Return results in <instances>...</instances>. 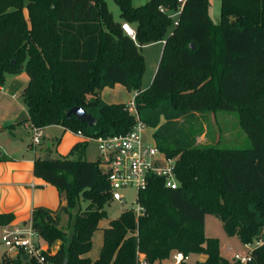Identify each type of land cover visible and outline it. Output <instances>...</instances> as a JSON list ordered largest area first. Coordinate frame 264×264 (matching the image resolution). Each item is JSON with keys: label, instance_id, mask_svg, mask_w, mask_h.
Returning <instances> with one entry per match:
<instances>
[{"label": "trees", "instance_id": "trees-1", "mask_svg": "<svg viewBox=\"0 0 264 264\" xmlns=\"http://www.w3.org/2000/svg\"><path fill=\"white\" fill-rule=\"evenodd\" d=\"M113 1L122 23L134 26L135 40L104 0H0V87L6 74L26 73L21 96L30 125L61 126L92 138L126 134L135 125L126 104L107 105L99 98L104 88L121 85L135 94L138 115L164 102L185 112L236 113L251 147L157 144L168 156H178L179 187L165 188L161 179H151L138 195L143 213L136 218L126 210L111 220L102 229L94 262L84 256L111 201L106 175L97 161L83 159L85 143L73 147L75 159H35L33 175L65 201L56 211H32L31 229L39 239L49 247L60 242L53 254L42 255L47 264H138L141 258L156 264L172 253L206 256L192 264H236L220 254L217 238L204 235V218L217 217L224 233L243 245L258 237L264 223V0H218L217 22L207 13L208 0H184L171 33L169 12L178 8V0L141 6ZM158 42L163 50L157 70L142 91L140 48ZM74 107L91 114L94 124L68 118ZM61 214L69 216V232L59 225ZM13 220V214H0V227ZM251 254V264H264V245ZM22 255L3 256L0 264H36Z\"/></svg>", "mask_w": 264, "mask_h": 264}, {"label": "rangeland", "instance_id": "rangeland-1", "mask_svg": "<svg viewBox=\"0 0 264 264\" xmlns=\"http://www.w3.org/2000/svg\"><path fill=\"white\" fill-rule=\"evenodd\" d=\"M149 0H132L134 6L144 5ZM108 10L113 15L114 19L118 20L119 9L113 0H104ZM220 10V2L218 0H208L207 13L209 17L217 22ZM171 18V26L167 33H171L178 22L179 13L177 10L169 12ZM134 28L133 25H130ZM163 50V44L153 43L145 45L140 48V53L144 60V73L141 79V90L146 91L152 82L153 76L157 70V66ZM25 73L11 74L5 77V80L11 82L10 85L14 89H19L25 81ZM11 80V81H10ZM5 84V81H4ZM4 84L2 86H4ZM20 96V93L17 92ZM134 93L128 92L123 87H116L114 90L108 88L107 91L100 93V101L102 103H109L111 101L123 102L129 104L134 99ZM9 118H18L20 122L25 121L26 114L21 108L14 106L7 108L5 105H0V123H5ZM93 114L97 115L96 112ZM8 118V119H9ZM139 118L142 119L145 127L141 132V138L146 144H158L170 147H206L217 145L221 148L230 149H245L251 147L247 135L239 126L238 117L236 113L215 112L210 113L206 111H180L167 102L161 103L155 108H143L139 112ZM54 130L48 133L51 135ZM97 144L95 142H88L85 150V159L87 161L95 162L98 159ZM125 199L123 204L115 201H109L104 205L103 210L106 212V217L103 218L99 226L104 227L108 221L116 219L122 211L135 206L134 190L127 189L122 192ZM86 202H81L80 208L85 209ZM77 208L72 212V218ZM69 222V216L65 214L60 215V223L66 227ZM69 232V231H67ZM0 230V238H1ZM101 235L98 231L97 234ZM206 233L208 237L217 238L219 241V249L221 253L229 260L233 261L235 256H245L249 249L261 241L264 242V223L259 230L258 237L253 240L251 246L243 245L239 239L229 237L224 233L221 221L216 217L210 216L207 219ZM96 242V240H95ZM0 245V252L3 250ZM91 254H97V248L91 249ZM189 260L188 263H193ZM160 264H173V261H163Z\"/></svg>", "mask_w": 264, "mask_h": 264}, {"label": "crops", "instance_id": "crops-1", "mask_svg": "<svg viewBox=\"0 0 264 264\" xmlns=\"http://www.w3.org/2000/svg\"><path fill=\"white\" fill-rule=\"evenodd\" d=\"M114 20L122 23L120 17L118 20ZM212 21L214 22V20ZM159 43L163 44V42ZM7 75L11 74H6L5 77ZM25 76L26 79L19 89H14L13 86L10 85L11 82H7L6 80L4 86L0 87V105H5L7 108L12 106L15 108H21V110L26 114V119L23 122L18 121V118H9V115L7 114V116H5L7 121H5V123H0V156L5 158V160L0 161V214L10 213L14 216V220L9 225L0 227L2 232L1 238L4 232H26L31 227V216L34 208L43 207L56 211L60 206L65 205L64 199L60 198L58 191L54 186L33 175V165L35 159L44 158L46 154H49L50 159L67 156L71 159H75L77 157V153L73 152L71 155L73 147L76 144L85 143L86 150L88 142H90H83L82 138L61 126H49L43 128V137L40 145L36 148L31 145V131L30 123L28 122V111L21 96L23 89L28 83L26 73ZM119 86L121 85H115L111 89L114 90ZM107 89L108 88H104L101 92L103 93L107 91ZM17 92L20 93V96L16 94ZM104 104L110 105L126 103L111 101ZM50 130H54L51 135L48 133ZM85 150L83 154L84 160H86ZM210 216L213 215H206L204 218V235L206 237H208L206 233V224L207 219ZM110 221H108L107 225L104 227H100L98 224L99 229L96 230L92 236V248H97V254H91L90 250V252L84 256L92 262L97 260L99 257L103 240L102 229L108 227ZM70 224H72V222ZM59 225L66 231H70L71 229H68L67 226H62L60 222ZM98 231L101 232V235L99 233L97 234ZM1 238L0 245L3 246L4 249L0 252V262L3 256L15 258L21 251L7 249L3 245ZM39 242L42 251L47 254H53L60 245V242H56L55 245L49 247L40 239ZM256 247L257 246H254L253 248ZM175 254L176 253H172L170 257L164 261L172 260L174 264ZM220 254L227 259L221 251ZM192 258L194 262H203L205 261L206 256L189 255L188 261L192 260ZM188 261L186 263H188Z\"/></svg>", "mask_w": 264, "mask_h": 264}, {"label": "built area", "instance_id": "built-area-1", "mask_svg": "<svg viewBox=\"0 0 264 264\" xmlns=\"http://www.w3.org/2000/svg\"><path fill=\"white\" fill-rule=\"evenodd\" d=\"M178 2L179 6L176 10L180 14L184 0H178ZM121 29L129 38L135 40V30L129 24L122 23ZM126 106L129 114L135 119V125L128 133L94 138L84 135L81 131H77L75 134L82 138L83 142L93 141L97 144V162L101 172L106 175L111 201L123 204L125 197L122 192L127 189L134 190L135 206L126 210L132 211L137 218L143 213V208L138 204L139 192L146 189L151 179H161L165 188L176 189L179 187L174 172L178 156H168L157 144L144 143L141 132L145 125L139 118L134 99ZM30 131L31 145L36 148L41 143L43 128L30 125ZM1 241L9 250L22 251L28 260L32 258L36 264H47L42 255L39 237L31 227L26 232H4ZM257 245H264V242L261 241ZM246 246H250V244ZM254 249H249L245 256H235L232 263H253L251 252ZM188 258L189 256L176 253L174 264L187 262ZM138 264H145V262L141 258Z\"/></svg>", "mask_w": 264, "mask_h": 264}, {"label": "water", "instance_id": "water-1", "mask_svg": "<svg viewBox=\"0 0 264 264\" xmlns=\"http://www.w3.org/2000/svg\"><path fill=\"white\" fill-rule=\"evenodd\" d=\"M192 47H194V45L192 44ZM67 117L70 118V117H74L76 118L79 122L83 123V124H86L87 127H91L94 122H95V119L94 117L87 113L83 108L81 107H74V108H71L68 112H67ZM45 161H50V156L49 154H46L43 158ZM22 260L23 261H27L28 260V257L26 255H23L22 256Z\"/></svg>", "mask_w": 264, "mask_h": 264}]
</instances>
